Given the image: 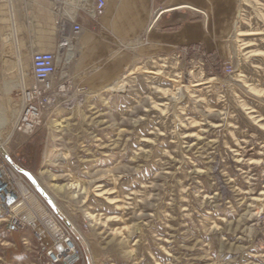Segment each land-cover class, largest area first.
I'll list each match as a JSON object with an SVG mask.
<instances>
[{"label":"rangeland","instance_id":"rangeland-1","mask_svg":"<svg viewBox=\"0 0 264 264\" xmlns=\"http://www.w3.org/2000/svg\"><path fill=\"white\" fill-rule=\"evenodd\" d=\"M8 26L0 143L67 216L87 222L89 263L78 264H264V0H236L228 55L206 51L231 73L175 49L136 58L102 91L69 77L30 134L12 126L33 34ZM0 264H40L33 241L1 223Z\"/></svg>","mask_w":264,"mask_h":264},{"label":"crops","instance_id":"crops-1","mask_svg":"<svg viewBox=\"0 0 264 264\" xmlns=\"http://www.w3.org/2000/svg\"><path fill=\"white\" fill-rule=\"evenodd\" d=\"M92 3L0 1V23L8 21L14 34H33L24 40L29 57L37 50L61 52L63 69L73 83L91 92L113 84L136 58L167 54L194 43L221 57L229 53L236 0H105L104 11L96 18L89 13ZM73 21L82 26L76 36L71 33ZM62 38L68 45L60 48ZM30 65L20 68V89L31 83Z\"/></svg>","mask_w":264,"mask_h":264},{"label":"built area","instance_id":"built-area-1","mask_svg":"<svg viewBox=\"0 0 264 264\" xmlns=\"http://www.w3.org/2000/svg\"><path fill=\"white\" fill-rule=\"evenodd\" d=\"M2 2L8 0H0ZM67 1V0H66ZM105 0H93L90 15L100 16ZM82 30L80 23L73 21L72 36ZM59 47H66L68 40L62 38ZM177 55L197 57L201 64L210 62L212 70L229 74L232 66L214 53L206 52L200 43L176 48ZM64 59L66 53L63 54ZM61 52L37 50L31 54L33 82L20 90L21 102L12 130L30 134L40 124L41 113L57 97L68 92L69 76L63 69ZM0 223L8 233L20 235L23 245L33 241L36 259L40 264L89 263L84 230L87 222H75L67 216L46 189L39 186L35 176L14 161L0 143ZM31 239V240H30Z\"/></svg>","mask_w":264,"mask_h":264},{"label":"bare ground","instance_id":"bare-ground-1","mask_svg":"<svg viewBox=\"0 0 264 264\" xmlns=\"http://www.w3.org/2000/svg\"><path fill=\"white\" fill-rule=\"evenodd\" d=\"M84 1V0H83ZM13 2H14V0H13ZM2 4V3H1ZM4 4V3H3ZM86 5H87V1H86V3H85ZM56 6V5H55ZM87 8V7H86ZM65 26L67 27V29H68V26H67V24L66 25H64V32H65ZM66 56H67V54H66ZM66 59V58H65ZM147 72H149V71H147ZM151 72V71H150ZM200 84H202V83H196L195 84V86H198V85H200Z\"/></svg>","mask_w":264,"mask_h":264},{"label":"trees","instance_id":"trees-1","mask_svg":"<svg viewBox=\"0 0 264 264\" xmlns=\"http://www.w3.org/2000/svg\"><path fill=\"white\" fill-rule=\"evenodd\" d=\"M23 151H24L25 153H29L27 149H24ZM32 160H33V158H32ZM31 162H32V161H31ZM31 162H30V163H31Z\"/></svg>","mask_w":264,"mask_h":264}]
</instances>
